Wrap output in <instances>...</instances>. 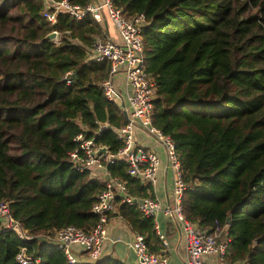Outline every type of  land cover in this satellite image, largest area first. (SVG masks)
<instances>
[{
	"label": "trees",
	"instance_id": "trees-1",
	"mask_svg": "<svg viewBox=\"0 0 264 264\" xmlns=\"http://www.w3.org/2000/svg\"><path fill=\"white\" fill-rule=\"evenodd\" d=\"M112 1L126 16H145V64L156 83L151 118L179 154L183 214L207 228L228 218L225 262L264 264V0ZM42 11L41 0H0V201L32 235L69 225L88 231L104 183L70 161L73 138L82 133L116 151L114 132L96 129L125 118L99 86L108 62L86 60L104 36L95 17L58 13L51 24ZM53 31L55 40L46 37ZM127 168L107 164L131 196L153 195ZM113 215L142 234L150 252L162 248L153 217L135 204L118 203ZM21 246L31 264H71L57 247L20 239L0 219V264H20ZM74 264L125 263L102 255Z\"/></svg>",
	"mask_w": 264,
	"mask_h": 264
},
{
	"label": "built area",
	"instance_id": "built-area-1",
	"mask_svg": "<svg viewBox=\"0 0 264 264\" xmlns=\"http://www.w3.org/2000/svg\"><path fill=\"white\" fill-rule=\"evenodd\" d=\"M41 2L42 15L51 24L56 22L58 13H67L76 20H81L87 13L92 15L102 13L107 17L116 32L117 40L106 36L95 37L86 53V60L108 62V75L99 86L108 101L117 102L119 105L124 102V107L120 106V110L125 123L119 127H112L105 122L96 129V134L104 129H111L114 132L121 143L116 151L96 143L94 137L86 138L82 133L73 138L77 145L68 154L70 161L79 171L90 170L91 175L104 183L91 207V212L97 218L91 229L84 231L69 225L32 235L11 215L8 202L0 201V219L4 228L14 232L20 239L33 238L37 242L57 247L71 264L80 260L82 254L88 261L95 262L102 256L105 241L110 240L111 243L119 241L108 236L109 220L116 212L118 203L135 204L145 216H152L154 219L157 212L161 211L178 225L186 252L185 264H216L212 259L214 256L219 259L218 264H227L224 259L230 240L227 225L215 223L213 227L207 228L185 217L181 203L185 183L179 154L172 138L152 123L156 83L145 64L146 48L142 37V28L146 24L144 14L126 16L112 0H91L86 6L72 4L68 0ZM69 82L67 80V83ZM137 128L159 144L165 155L166 168L171 172L172 187L164 205L154 193L156 174L161 163L159 155L155 150L137 142L135 137ZM101 147L106 148L105 152L96 153ZM115 161L125 162L128 167L127 173L140 180L143 185H150L153 195L140 198L131 196L126 182L112 177L107 170V164ZM154 227L157 228L156 219ZM160 237L164 240L162 236ZM125 243L133 252L137 264H168V258L164 254L149 251L142 234L134 233L132 239ZM75 247L79 248L78 253ZM15 258L20 264H31L34 261L32 254L24 246L19 248Z\"/></svg>",
	"mask_w": 264,
	"mask_h": 264
},
{
	"label": "crops",
	"instance_id": "crops-1",
	"mask_svg": "<svg viewBox=\"0 0 264 264\" xmlns=\"http://www.w3.org/2000/svg\"><path fill=\"white\" fill-rule=\"evenodd\" d=\"M93 16L101 27L103 35L117 40L116 32L113 29V26L107 20V17L105 15H102V13ZM135 137L137 142L152 150H155L159 155L161 163L156 174L154 193L164 205L172 187V176L171 172L166 168V161L163 150L159 146V144L153 140L152 137L145 134L139 128L135 129ZM115 213L116 212H114L113 214ZM113 214L110 217L108 224V236L112 239H119V241L115 243H111L110 240L105 241L103 245L102 255H110L123 261L125 264H137L133 252L128 249L125 243L128 242V240L132 239V237L134 236V232L131 230L130 226L124 219ZM154 219H156L157 221V228H155L156 233L159 239L162 241V248H160L158 252L164 254L168 258V264H185L186 252L178 225L174 221L164 216L161 211L157 212ZM160 236H162L164 240ZM75 249L78 253L79 248L75 247ZM80 261L85 262L88 260L85 255L82 254L80 255Z\"/></svg>",
	"mask_w": 264,
	"mask_h": 264
},
{
	"label": "water",
	"instance_id": "water-1",
	"mask_svg": "<svg viewBox=\"0 0 264 264\" xmlns=\"http://www.w3.org/2000/svg\"><path fill=\"white\" fill-rule=\"evenodd\" d=\"M47 38L51 39V40H55L56 37H57V32L56 31H53V32H50L46 35ZM120 106L123 108L124 107V102H121ZM106 148L105 147H101L99 148L96 153L102 151V152H105ZM134 201L136 202V199H134ZM229 222V219L227 218L226 220V224Z\"/></svg>",
	"mask_w": 264,
	"mask_h": 264
},
{
	"label": "rangeland",
	"instance_id": "rangeland-1",
	"mask_svg": "<svg viewBox=\"0 0 264 264\" xmlns=\"http://www.w3.org/2000/svg\"><path fill=\"white\" fill-rule=\"evenodd\" d=\"M212 259H214L216 261V264H218L219 259L217 257L214 256Z\"/></svg>",
	"mask_w": 264,
	"mask_h": 264
}]
</instances>
